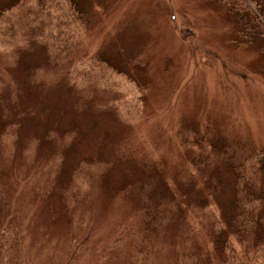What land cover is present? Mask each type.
Here are the masks:
<instances>
[{
	"label": "rangeland",
	"instance_id": "374dc122",
	"mask_svg": "<svg viewBox=\"0 0 264 264\" xmlns=\"http://www.w3.org/2000/svg\"><path fill=\"white\" fill-rule=\"evenodd\" d=\"M65 1L0 0L1 195L19 205L22 214H31L34 238L56 252L75 234L88 242L79 264H106L105 246L126 225L134 228L122 252L117 250V261L112 256L107 264H134L138 215L144 196L148 202L153 195L171 217L178 209L184 213L176 222L165 219L156 231L166 237L153 243L154 264H177L183 243L173 235L185 239L193 231L197 237L191 244L208 245L198 236L200 209L205 227L213 218L224 226L231 214L228 188L216 202L219 208L202 202L217 170L202 175L206 182L193 171L187 157L195 148L192 138L184 136L215 126L213 144L228 145L227 153L236 154L234 165L242 163L247 143H264V50H259L264 38L252 30L253 21L239 24L237 14L229 11L253 8L247 0H76L78 13L98 11L91 25L88 15L75 20L80 14L69 12ZM184 15L196 19L195 35L184 34L196 37L194 51H184L179 36ZM42 43L64 49L71 82L59 75L47 79L42 89L27 85L31 73L50 63L45 50L37 48ZM136 63L150 67L147 85L136 87L115 71ZM221 68L227 76H220ZM34 76L36 83L41 74ZM5 84L20 95L12 104L4 100L11 101ZM11 123L15 132L6 135ZM69 184L89 186L83 204H75L80 223L63 204ZM261 187L264 197V176ZM148 191L151 196L145 195ZM247 255L264 264L263 251ZM192 261L185 258L181 264ZM229 262L247 264L239 253ZM211 264H223L222 256Z\"/></svg>",
	"mask_w": 264,
	"mask_h": 264
},
{
	"label": "trees",
	"instance_id": "16d2710c",
	"mask_svg": "<svg viewBox=\"0 0 264 264\" xmlns=\"http://www.w3.org/2000/svg\"><path fill=\"white\" fill-rule=\"evenodd\" d=\"M65 1V0H64ZM67 7L69 12L78 13V7L76 0H66ZM247 3L253 9L250 11L246 9L240 13L235 11L231 13H236L234 20L245 23L253 21L256 27H253V31H256V35L264 38V0H247ZM16 5V4H15ZM12 6V5H11ZM76 9V10H75ZM72 10V11H71ZM8 11V10H7ZM6 11V12H7ZM106 11V10H104ZM88 15L86 19L88 22H91V25L96 23V17L98 16V11H94L92 14ZM82 12L75 20L80 21V16L84 17ZM95 15V17H93ZM84 19V18H83ZM89 19V20H88ZM195 17H186L185 15L181 17V22L179 26L181 27L179 36L183 39L184 51H190L193 48L195 49L196 37L186 33L192 32L194 35L196 33L195 28ZM49 21V20H48ZM193 30V31H192ZM242 33V29L240 30ZM243 34V33H242ZM26 36V34H25ZM194 41V42H193ZM55 46V41L52 42ZM195 43V45H194ZM53 45H45L44 43L40 44L39 47L45 50L47 59L50 61L44 63L39 72L35 74H41L40 79L34 83L36 78L31 73L27 79V85L29 82L37 86V89H42L43 85L47 79H53L55 77L61 76L60 78L67 79L70 81V71L68 70L71 63L68 55L65 53L64 49L57 47L55 49ZM46 47V48H45ZM209 53L212 51L206 49ZM260 52L264 50V44L260 45ZM194 51V50H193ZM208 54V53H205ZM190 56V53H189ZM95 59L97 62L107 64L106 60L100 59L99 56H96ZM95 57V58H96ZM134 58V57H133ZM170 59V57H167ZM91 58L89 56L85 57V60L89 61ZM75 62V56L73 54L72 59ZM92 60V59H91ZM144 60V58H143ZM166 60V59H165ZM194 60V59H193ZM182 62V60H181ZM187 62L183 59V64ZM109 66V65H108ZM205 66V64H204ZM197 69V67H195ZM38 71V69H37ZM118 73H123L127 79L134 82L139 87L142 82L144 85L148 83V74L145 71H150V67L147 64H134L133 67L129 70L126 69L118 70L115 69ZM132 71V72H130ZM220 69V73L222 72ZM67 77H65V76ZM34 79V80H33ZM52 81L51 84H53ZM0 89L3 87V77H0ZM7 89L5 95L11 99H4L8 104L14 103L17 99L16 96H20L19 93L15 95L13 91L10 90L9 85H4ZM260 95V94H259ZM264 100V97L260 95ZM23 113L25 116L29 112H19ZM119 117L115 116V121L119 122ZM148 120V119H143ZM209 120V119H205ZM213 121V120H212ZM16 126L15 123L9 124V128L6 129L5 134L14 133L12 127ZM201 128V122L199 124ZM207 126V128H206ZM215 127V126H214ZM214 127L208 125L203 126L202 130L198 131L193 129L192 131L195 135H185L184 138H192V149L195 148V153L191 155V158H188L194 172L199 173L198 175L203 181L206 182V178L203 176L209 175L211 171L217 170L215 179L211 180V184H207V190L205 192L206 196L203 195V201L209 206L210 202L216 203L223 189L228 188L230 190V200L227 206V211L230 209V215L226 218V223L224 226H221L219 222H216L213 218V222L209 221L207 227L203 226L202 223L205 221L204 218V209L198 211L200 224H201V234L203 240L208 243V245H198L194 246L191 244V240L196 238V234L192 231L186 233L187 238H178L177 235H173V240L176 242H181V259L178 260L177 264H181V261L185 258L193 259L192 264L195 260L199 261V264H211L213 258L217 256H222L223 264H231L229 261L233 259L235 261L236 254L239 253L245 257L247 264H258L256 259L248 258L249 253H256L263 251L264 254V197L262 194L261 180L264 176V143L263 144H253L247 143L246 150H241L242 153V163L239 165L235 164V155L234 153H227L229 146L228 145H218L215 147L213 144V130ZM205 129V130H204ZM182 130L178 127L176 134H180ZM53 133V132H52ZM65 134V133H64ZM70 133L66 135V137ZM159 135L160 133H155ZM257 150V152L255 151ZM260 154V155H257ZM121 151H118L116 159L121 160L122 158ZM248 161L251 164H246ZM186 162V161H185ZM228 164V165H227ZM184 170L183 172H185ZM203 175V176H202ZM192 178V175L190 179ZM187 179V180H190ZM91 182V181H90ZM203 182V186L205 184ZM89 186L84 185H71L64 188L63 191L67 192V199L63 202L68 215L74 219V223H80L81 220L77 218V215L80 214V210L75 204L81 206L87 196V188ZM146 196H151V192H146ZM210 200V201H208ZM201 208V207H200ZM84 209V208H83ZM82 209V210H83ZM227 212H224L226 216ZM163 208H159V202L154 199L152 195L151 200L147 202L144 196L143 207L140 210L138 215V226L137 233L139 238V244L133 246L132 252L135 254L134 264H154L155 259L153 257L154 245L157 237L163 238L166 237L165 234H160L156 230L161 228L162 224L167 222L165 219H170L169 221L176 222L178 218L184 214L183 211L178 209L177 214H172ZM213 217V216H212ZM31 214H22L19 205L12 206L11 203L5 199V196L0 192V264H79L82 258V251L88 247V242L78 240L77 234L71 239L68 240L67 244L62 250H53L50 247L49 243L46 241H40V238H34L35 233L30 231V224L33 222ZM223 221V220H222ZM224 222V221H223ZM130 227V229H129ZM132 228V225L125 226L124 231L117 234L106 246V250L103 254V257L106 258V264L109 263L110 258L113 256V260L117 261L120 256L117 250H120L124 247V244L128 240ZM122 230V229H121ZM119 230V231H121ZM185 231V230H183ZM161 232V231H160ZM177 232V229H175ZM34 238V239H33ZM234 243L235 246L231 244ZM122 250H120V253ZM128 252H131L130 246L128 247ZM54 253V254H53ZM130 254V253H129ZM142 254V255H141ZM127 254H125L126 256ZM102 257V258H103ZM264 258V257H263ZM150 260V261H148ZM79 261V262H78ZM113 262V261H112ZM264 262V259H263ZM115 263V262H114ZM128 264V261L125 262ZM237 264V263H236Z\"/></svg>",
	"mask_w": 264,
	"mask_h": 264
},
{
	"label": "bare ground",
	"instance_id": "6f19581e",
	"mask_svg": "<svg viewBox=\"0 0 264 264\" xmlns=\"http://www.w3.org/2000/svg\"><path fill=\"white\" fill-rule=\"evenodd\" d=\"M228 73H229L228 71L227 72H221L220 76H227ZM222 83H224V81Z\"/></svg>",
	"mask_w": 264,
	"mask_h": 264
}]
</instances>
